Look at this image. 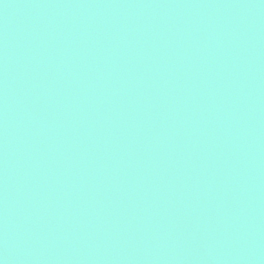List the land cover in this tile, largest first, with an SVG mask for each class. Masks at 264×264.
Segmentation results:
<instances>
[{"label":"water","instance_id":"95a60500","mask_svg":"<svg viewBox=\"0 0 264 264\" xmlns=\"http://www.w3.org/2000/svg\"><path fill=\"white\" fill-rule=\"evenodd\" d=\"M3 264H264V0H0Z\"/></svg>","mask_w":264,"mask_h":264},{"label":"clouds","instance_id":"9594fccd","mask_svg":"<svg viewBox=\"0 0 264 264\" xmlns=\"http://www.w3.org/2000/svg\"><path fill=\"white\" fill-rule=\"evenodd\" d=\"M0 264H3V262H2V261H0Z\"/></svg>","mask_w":264,"mask_h":264}]
</instances>
